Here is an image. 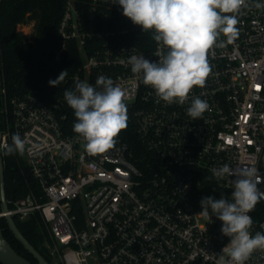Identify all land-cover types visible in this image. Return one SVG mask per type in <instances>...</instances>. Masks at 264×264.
Returning <instances> with one entry per match:
<instances>
[{
    "label": "built area",
    "instance_id": "2783aa9c",
    "mask_svg": "<svg viewBox=\"0 0 264 264\" xmlns=\"http://www.w3.org/2000/svg\"><path fill=\"white\" fill-rule=\"evenodd\" d=\"M122 11L112 0H65L55 52L60 61L74 43L82 57L64 90L77 79L95 87L104 75L124 91L127 128L108 152L87 153L63 95L9 94L1 76L0 147L21 136L35 186L0 216L38 213L51 264H230L223 222L204 216L200 202L231 196L228 178L211 172L224 164L255 166L264 179V9L241 10L238 36L219 37L204 87L183 105L159 100L131 72L128 58L155 62L158 45L153 30L143 32ZM196 97L209 109L193 120L187 108ZM249 215L250 233L264 232V200ZM246 264H264V253Z\"/></svg>",
    "mask_w": 264,
    "mask_h": 264
},
{
    "label": "clouds",
    "instance_id": "9594fccd",
    "mask_svg": "<svg viewBox=\"0 0 264 264\" xmlns=\"http://www.w3.org/2000/svg\"><path fill=\"white\" fill-rule=\"evenodd\" d=\"M122 8V14L143 32L153 30L157 43L153 62L144 55H131L127 63L131 72L141 76L159 100L167 104H185L194 87H204L212 69L209 51L223 35L228 41L238 34V16L242 9H264L258 0H112ZM63 70L49 86L57 87L67 77ZM95 87L76 80L74 90L63 93L67 105L74 110L76 122L73 131L85 140L89 155L104 154L115 145L120 132L127 128L128 108L124 91L110 77L100 75ZM209 109L207 101L196 97L187 108L193 120L202 118ZM25 142L19 134L12 135V143L4 144L2 155H23ZM218 180L228 178L231 196L219 199L212 196L201 200L204 216H215L222 221L221 232L230 238L222 249L230 264H246L259 250L264 253V232L250 233L253 219L249 213L264 200V191L258 185L264 182L255 166L233 168L224 164L211 169ZM234 177V179H230Z\"/></svg>",
    "mask_w": 264,
    "mask_h": 264
},
{
    "label": "trees",
    "instance_id": "16d2710c",
    "mask_svg": "<svg viewBox=\"0 0 264 264\" xmlns=\"http://www.w3.org/2000/svg\"><path fill=\"white\" fill-rule=\"evenodd\" d=\"M64 5L65 0H0V91L3 76L9 94L35 91L53 101L63 95L65 80L57 87L49 86V80H55L65 69L69 76L82 64V57L74 43H70L64 51L62 60L55 59L60 45L59 25ZM30 21H35L31 37L18 29L19 24ZM3 158L6 196L12 207V200L26 195L35 186V178L19 153L3 155ZM2 208L0 186V211ZM15 222L31 244L52 262L45 246L47 232L40 215L36 213L24 220L16 216ZM0 224L12 246L33 263L39 264L5 217H1Z\"/></svg>",
    "mask_w": 264,
    "mask_h": 264
},
{
    "label": "water",
    "instance_id": "95a60500",
    "mask_svg": "<svg viewBox=\"0 0 264 264\" xmlns=\"http://www.w3.org/2000/svg\"><path fill=\"white\" fill-rule=\"evenodd\" d=\"M0 143H1V132H0ZM0 153H2L1 147H0ZM0 186H1L2 207L4 211H8L9 204L5 190V165L2 154H0ZM6 219L9 223L10 228L15 233V235L21 240V242L27 247V249L36 257L39 264H51L21 232L17 223L15 222V218L12 215H7ZM0 263L1 264H35L25 256L21 255L12 246V244L5 237L1 224H0Z\"/></svg>",
    "mask_w": 264,
    "mask_h": 264
},
{
    "label": "rangeland",
    "instance_id": "374dc122",
    "mask_svg": "<svg viewBox=\"0 0 264 264\" xmlns=\"http://www.w3.org/2000/svg\"><path fill=\"white\" fill-rule=\"evenodd\" d=\"M18 29L23 31L29 37H31L33 34V31L35 29V21H30V22L25 23V24H19Z\"/></svg>",
    "mask_w": 264,
    "mask_h": 264
}]
</instances>
